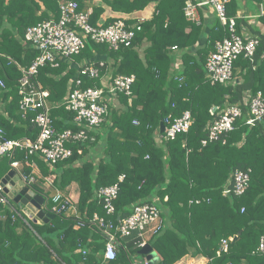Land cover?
<instances>
[{
  "label": "trees",
  "instance_id": "trees-1",
  "mask_svg": "<svg viewBox=\"0 0 264 264\" xmlns=\"http://www.w3.org/2000/svg\"><path fill=\"white\" fill-rule=\"evenodd\" d=\"M60 1L0 0V79L5 82V88L0 87V128L5 139L35 135L30 122L33 112L24 115L19 108L17 80L21 73L16 63L28 66L36 57L38 51L22 40L25 29L51 16L58 18ZM75 1L83 11L88 10L89 2H98L90 3L94 25L123 19L134 29L140 27L135 29L130 46L112 50L106 44L88 40L75 60H103L100 73L107 74L109 80L129 74L136 78L130 95H118L95 139L70 146L71 157L50 167L36 156L24 160L23 152L15 154L26 175L32 174V160L45 176L54 173L53 185L63 194L75 183L79 193L77 210L69 207L49 222L37 224L28 220L13 200L9 204L0 202V264H134L129 252L136 256L142 242L136 231L118 236L122 244L116 258L106 261L105 237L90 222L96 213L117 224L119 218L131 214L134 204L155 198L162 225L148 242L159 255L153 264H173L186 254L205 257L209 260L206 264H264V253L256 250L264 234V118L248 125L244 104L258 91L264 98V34L257 36L259 44L253 61L243 56L235 60L234 81L212 84L206 75V58L217 40L230 37L229 19H234L235 32L240 34L242 20L236 17V0L225 4V24L214 11V20L207 25L186 19V0ZM153 2L157 6L152 17L139 22L134 13ZM105 6L114 15L103 20ZM259 19L264 23V15ZM173 46L178 48L181 63L175 71H171ZM66 66L45 65L37 76L48 89L49 100L58 104L50 112L58 131L75 128L70 124L73 114L59 104L70 79L76 76V69ZM83 81L85 86L101 84L99 79L84 77ZM232 104H239L243 111L233 130L225 135L224 142L222 138L202 145L208 124L219 110ZM185 110L192 115L190 129L174 139H163L160 122L180 116ZM3 159L8 166L10 158ZM236 170H250L247 189L241 195H223ZM120 175L124 178L118 182ZM116 182V212L106 215L95 192ZM46 198L50 206L51 197ZM223 239L228 247L217 254Z\"/></svg>",
  "mask_w": 264,
  "mask_h": 264
},
{
  "label": "built area",
  "instance_id": "built-area-1",
  "mask_svg": "<svg viewBox=\"0 0 264 264\" xmlns=\"http://www.w3.org/2000/svg\"><path fill=\"white\" fill-rule=\"evenodd\" d=\"M227 0H187L184 13L188 20L196 22V10L199 7L211 6L223 24L227 22L225 4ZM264 4L263 3L261 5ZM261 14L264 9L261 7ZM91 9L80 10L75 0H63L59 3V16H51L49 19L30 25L25 29L23 42L35 48L38 53L28 66L16 63L21 75L17 80V94L19 95V108L25 114L33 112L30 118L34 137L19 136L16 138H3V130L0 128V159L10 158V169H14L19 179L27 186L37 183L38 177L34 174L26 175L22 171L20 159H15V154L20 151L24 153V160L36 156L48 166L52 167L58 161L65 160L72 156L73 150L70 147L78 142L93 141L95 133L102 123L108 120L110 108L117 102L120 93L130 95L135 75H118L109 80L106 75H101V68L105 62L90 60H75L80 54L88 40L95 43L106 44L112 50L131 45L135 36V29L140 27L127 25L123 19H116L108 25H94L90 21ZM144 19H140L142 22ZM230 37L217 40L214 49L211 51L205 62L206 75L212 84L227 83L232 79L233 66L239 56L253 61L259 39L256 36H245L235 32V21L229 19ZM175 47H173L174 49ZM62 63L67 68L74 67L76 76L69 81V87L65 97L59 102L65 110L73 114L70 124L75 128H66L58 131L52 123L50 116L51 109L57 106L49 100L50 93L38 81L39 69L45 65L58 68ZM91 80L99 79L101 84L84 85L83 78ZM106 78V79H105ZM107 80V81H106ZM0 87L5 88V82L0 79ZM12 99L11 97L9 98ZM248 109L246 123L250 126L264 118V98L261 91L256 95L244 100ZM242 107L239 104L227 105L219 110L217 117L207 126V137L201 140L202 145L207 142L224 138L227 133L233 130L235 121L242 116ZM193 122L191 112L185 110L180 116L167 118L164 123V131L161 137L166 140L174 139L179 133L187 132ZM137 123V121H134ZM80 153L81 151L78 150ZM31 169L36 167L34 160L29 162ZM47 178V177H45ZM124 175L118 177L121 182ZM250 181V170H236L233 174L232 183L223 189V195H241L245 192ZM118 182L99 188L95 192L96 198L103 203L106 215H113L116 212L114 201L118 196ZM12 199L4 191L0 184V202L9 204ZM51 205L44 208L53 214H59L71 207L70 198L64 196L60 191L51 198ZM244 208L242 207L241 211ZM16 211V210H15ZM17 212V211H16ZM19 214V212H17ZM104 235L105 244L103 259L112 261L116 258L118 249V236H129L136 231L141 237L140 248L146 243L145 236L148 232L151 235L156 233L162 225L160 208L156 199L151 202H138L133 205L132 212L126 217L119 218L117 224L104 216L94 214L91 222ZM150 235V236H151ZM228 242L222 240L221 250L226 251ZM258 252L264 253V234L260 236ZM64 264V263H61ZM135 264H149L143 260Z\"/></svg>",
  "mask_w": 264,
  "mask_h": 264
},
{
  "label": "crops",
  "instance_id": "crops-1",
  "mask_svg": "<svg viewBox=\"0 0 264 264\" xmlns=\"http://www.w3.org/2000/svg\"><path fill=\"white\" fill-rule=\"evenodd\" d=\"M9 0H4L5 3H7ZM187 1V0H186ZM185 1V3H186ZM237 1V10H236V17L239 20H242L239 23V28H240V35H245V36H260L262 34H264V23H262V21L259 19V16H262L264 14H261V7L264 9V4L261 5L263 3V0L261 2H256V1H252V0H236ZM61 2V1H60ZM59 2V3H60ZM89 2V1H88ZM97 4V1H92L89 2L88 5V9H91L90 7ZM157 6V2L156 3H150L148 6H146L143 10H140L136 13H134L139 20L140 19H144L142 22L149 20L152 17L153 12L155 11V7ZM185 7V4H184ZM184 7H183V12H184ZM250 7H254L256 9L251 10ZM40 11L37 12V15H39ZM114 14L112 13V11L105 6V11L104 13L101 15V19H105L107 16H113ZM185 15V13H184ZM186 17V16H185ZM187 19V17H186ZM196 23H204V24H210L213 20H214V10L211 6H204V7H199L196 10ZM188 20V19H187ZM190 21V20H189ZM173 47H175L173 49ZM172 50H173V54H174V59L172 61V68L171 71H175V70H179L181 68V63L178 60V48H176V46H173ZM234 81V78L232 79ZM212 112V111H211ZM6 174V173H5ZM5 174H1L0 173V180L2 179V177H4ZM32 174H34L36 177H38V181L37 183L33 184L36 185L37 187H39L40 189H42L46 194L49 193L48 189L51 188L54 190L52 196L56 193V191L58 189H56L53 185V179L55 174L52 173L49 176H45L41 170V168L36 164V167L34 169H32ZM47 177V178H45ZM50 185V186H49ZM33 188V186H32ZM77 185L71 184L65 193L64 191V196L67 198H70L71 203H73L76 207V201L78 198V189H77ZM34 189V188H33ZM36 192H38L37 190H35ZM60 191V190H58ZM62 192V191H61ZM39 193V192H38ZM44 195V194H43ZM51 196V198H52ZM156 199V198H155ZM164 200H167V196L164 197ZM77 210V207H76ZM151 232H148L145 236V240L146 243L149 242ZM121 241L120 239H118V248L121 246ZM154 250V249H153ZM155 251V250H154ZM118 252V249H117ZM156 252V251H155ZM132 260H133V254H131L129 252ZM138 253H137V257H138ZM157 257L159 258V255L156 252ZM142 260H145V257L139 255ZM209 260L205 257L202 256H191L189 254H186L184 256H182L179 260H177L176 262H174L173 264H206ZM140 261H135L133 260V263H137Z\"/></svg>",
  "mask_w": 264,
  "mask_h": 264
},
{
  "label": "water",
  "instance_id": "water-1",
  "mask_svg": "<svg viewBox=\"0 0 264 264\" xmlns=\"http://www.w3.org/2000/svg\"><path fill=\"white\" fill-rule=\"evenodd\" d=\"M213 108L212 112L215 111ZM160 133L164 131V123L160 122ZM0 184L3 186L7 195L17 203L22 214L33 223L42 224L47 223L49 220L55 217V214L46 211L44 205L47 201L45 195L36 192L33 188L25 185L16 174L14 169H9L7 173L0 180ZM240 233V232H239ZM238 233V234H239ZM237 234V235H238ZM237 235L233 237V240L237 238ZM138 254L145 257L149 264H153L158 257L153 247L149 243H145L138 250Z\"/></svg>",
  "mask_w": 264,
  "mask_h": 264
},
{
  "label": "rangeland",
  "instance_id": "rangeland-1",
  "mask_svg": "<svg viewBox=\"0 0 264 264\" xmlns=\"http://www.w3.org/2000/svg\"><path fill=\"white\" fill-rule=\"evenodd\" d=\"M250 9L253 10V9H256V8H254V7H250ZM6 163H7V162H6L4 159H3V160H2V158L0 159V173H1V174H2V172L6 171V170L8 169L7 167H9V169H10V166H9V165L7 166ZM49 186H50V185H49ZM48 191H49V193H47V196H48V197H51L52 194H53V192H54V190L51 189V188H49ZM47 196H46V197H47ZM51 203H52V202H51ZM139 257H140L139 255H138V257L133 255V260H135V261H141L142 259L139 258Z\"/></svg>",
  "mask_w": 264,
  "mask_h": 264
}]
</instances>
